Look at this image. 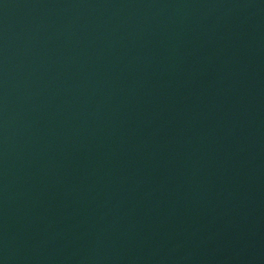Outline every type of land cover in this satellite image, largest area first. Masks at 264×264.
<instances>
[{"label":"water","instance_id":"obj_1","mask_svg":"<svg viewBox=\"0 0 264 264\" xmlns=\"http://www.w3.org/2000/svg\"><path fill=\"white\" fill-rule=\"evenodd\" d=\"M0 264H264V0H0Z\"/></svg>","mask_w":264,"mask_h":264}]
</instances>
